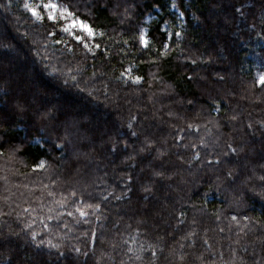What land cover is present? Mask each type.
<instances>
[{"label": "trees", "instance_id": "1", "mask_svg": "<svg viewBox=\"0 0 264 264\" xmlns=\"http://www.w3.org/2000/svg\"><path fill=\"white\" fill-rule=\"evenodd\" d=\"M58 2L91 50L0 0V264H264V0Z\"/></svg>", "mask_w": 264, "mask_h": 264}, {"label": "snow or ice", "instance_id": "2", "mask_svg": "<svg viewBox=\"0 0 264 264\" xmlns=\"http://www.w3.org/2000/svg\"><path fill=\"white\" fill-rule=\"evenodd\" d=\"M24 6H25V8H29L28 4H25ZM43 7L45 9H49L48 17H47L49 20L56 21L57 19H61L62 18L66 22L63 25V27H62L63 32L66 33V34L71 35L76 42L82 43L83 47L86 50H91L89 43L86 42V41H87V38H89V37H91L93 39L95 38V35H96L95 30L93 29V27L91 25H89L88 23H86L83 20H80L77 15H75L72 11L69 10L71 5H69L68 7H65V6L61 5L59 7V9H58L57 4H55V3H47V4H44ZM29 10L32 12V15L36 16V18L38 20L41 19V16L39 15V13L35 9H31L30 8ZM57 11H59V17L56 15ZM181 15H183V13H181ZM77 30H79L80 32L86 33V36L78 34ZM99 34L101 36L103 35V33H99ZM174 35L175 36H180L181 33L180 32H176ZM60 42H62V41H57V43H60ZM139 42L144 47H148V40L145 38V35H144L143 31L140 32ZM94 47L98 49L100 47V45L99 44H95ZM69 50L71 51V48ZM53 76H56L55 70L53 71ZM75 79L76 78L73 76L72 80L75 81ZM140 79H141L140 77H135L134 78V82H139ZM67 83H68V81L65 80L64 84H67ZM256 83L259 86H264V74H260L258 76ZM73 86H75V84ZM16 112H17V114H27V108L24 106L23 103H19L18 102L16 104ZM34 115H35V117L37 119H39L41 121H46V120H50V119L53 118L52 111L48 110V109H45L44 111H40L39 109H37ZM87 115H88V113H86L85 111H81L79 113V116L81 117V119H83ZM4 119H5L4 114L0 113V123H3ZM65 123H67V121H65ZM188 127L191 128L192 125H188ZM129 128H131V124H129ZM131 135L134 136V137H138V133H136L135 131H133L131 133ZM41 140L43 141V143H41ZM36 141H37V146L38 147H43V145L47 143V138H45V137L36 138ZM4 142H6V141H4L2 138H0V143H4ZM153 143L154 142L152 140H150L148 137H145V140L143 141L144 147H142L140 149V151L142 152L146 148L151 150V148L153 146ZM55 147L60 148V147H62V145L57 144V145H55ZM125 147H127V145H125ZM228 147H229L230 152H232V153L236 152V149L233 148L231 145H229ZM112 150L115 151V146H113ZM15 151H19V147L15 148L14 152ZM158 154L159 155H163V153H158ZM0 155H3V153L0 152ZM225 155H227V153H225ZM197 158H198V155H197ZM46 168H47V162L45 160L41 159V160H39V162L37 164L33 165L32 171L35 172V171H38V170H45ZM153 175L161 177V178L163 177V173L162 172H154ZM227 175L230 177L232 175V173L229 172ZM260 179H261V181H264V177H260ZM45 187H47V185ZM148 190H150V189L145 188V191H148ZM48 195L49 196H53L54 193L49 192ZM69 197H76V200H75L76 204H79L80 200L82 199V197H77V193L75 191L71 192L69 194ZM66 199L67 198H65L64 200H61V201H57V203H59L61 206H63ZM101 199L102 200H107L108 196L107 195L101 196ZM116 199H120V197H116ZM85 207H88V208L94 207L95 209H99L100 208V204L97 203L95 206L90 205V204H86ZM75 210L77 212H79V215L81 217H86L88 215V213L85 212L80 207H77ZM25 211H27V209H25ZM67 215L68 216H72L73 212L69 211L67 213ZM97 218L99 219V217H97ZM48 219H52V217L49 216ZM233 219H235V217H233ZM86 222L87 221H85V223ZM26 227H30V225H26ZM44 227L48 228V225L45 224ZM92 236L95 237V232L92 233ZM32 237L33 238L36 237V233L35 232L32 233ZM40 243L43 244V243H45V241L41 240ZM47 243L50 244L52 247H59V245H52L51 241H48ZM76 251H80V250L76 249ZM129 251H131V249H129ZM85 255H87V253H85ZM153 255H155L154 252H153Z\"/></svg>", "mask_w": 264, "mask_h": 264}, {"label": "rangeland", "instance_id": "3", "mask_svg": "<svg viewBox=\"0 0 264 264\" xmlns=\"http://www.w3.org/2000/svg\"><path fill=\"white\" fill-rule=\"evenodd\" d=\"M25 1V4H28L29 5V8L28 9H35L38 13H39V15H41V12H40V10H44L45 11V13L48 15V12H49V9H45L44 7H43V5L44 4H47V3H55V4H57V6H58V9H59V7L62 5V4H60L59 2H58V0H24ZM174 10H175V6H174ZM179 13V12H178ZM56 15L59 17V11H57V13H56ZM58 20V19H57ZM61 20L62 21H64L62 18H61ZM81 20V19H80ZM66 22L64 21V24H65ZM77 31H79V30H77ZM83 33V32H82ZM144 35H145V38L147 39V37H146V30H144ZM99 114H100V111H99ZM101 115V114H100Z\"/></svg>", "mask_w": 264, "mask_h": 264}]
</instances>
